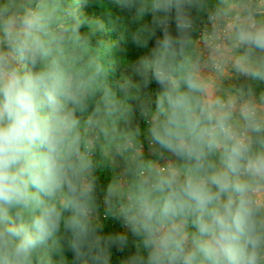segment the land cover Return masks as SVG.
<instances>
[{
    "label": "clouds",
    "instance_id": "clouds-1",
    "mask_svg": "<svg viewBox=\"0 0 264 264\" xmlns=\"http://www.w3.org/2000/svg\"><path fill=\"white\" fill-rule=\"evenodd\" d=\"M198 2L151 0L145 9L162 35L140 61L145 86H159L154 107L141 105L140 115L150 150L171 162L150 164L138 196L118 213L138 238L127 264H264V114L241 92L237 126V97L212 98L196 67L180 77L172 71ZM58 11L47 0H0V264H52L55 251L71 252L73 264H110L111 250L129 243L128 232L103 234L96 220L95 163L77 116L90 89L62 59L63 46L82 39V25L56 24ZM235 39L245 49L235 71L264 81V56L252 59L264 54V21L249 14ZM101 74L96 68L87 84ZM110 92L103 111L112 116ZM100 112L85 123L98 127ZM117 191L109 185L107 204Z\"/></svg>",
    "mask_w": 264,
    "mask_h": 264
},
{
    "label": "trees",
    "instance_id": "trees-1",
    "mask_svg": "<svg viewBox=\"0 0 264 264\" xmlns=\"http://www.w3.org/2000/svg\"><path fill=\"white\" fill-rule=\"evenodd\" d=\"M47 2L59 5L55 16L56 24L78 21L82 25L79 29L82 39H70L63 46L62 59L64 68L90 89L87 91V110L77 113V116L81 120V135L85 144L91 148L95 163L97 215L98 220H101L97 222L102 225L103 234L128 232L117 218L118 213L131 199L138 196L141 187L140 173H146L154 159L145 152L134 154L138 144L145 143L147 146L148 143V120L141 117L140 106L154 107L159 91V86L154 82L145 86L138 75L140 61L151 58L155 41L162 35L153 22L154 17L145 10L150 6L151 0H128L129 7L122 6V0ZM245 5L246 0H199L197 7L192 10L193 28L189 42L183 55L177 54L171 62L172 71L177 77L200 61L195 48L198 26L205 25L210 15L233 16L235 14H230L228 10L231 6H236L242 10L235 12L236 16L246 18L251 14L254 21H264V11L252 13ZM172 31L175 33L174 27ZM232 43L233 55L243 57L244 47L236 39ZM262 56L264 54L257 52L252 59L255 61ZM96 68H100L102 74L95 83L88 85V77ZM106 88L111 90L110 99L116 105V114L112 116L103 111ZM229 89L231 88H227ZM231 91L237 96L242 92L245 100L256 106H264L260 99L264 94V81L243 76L235 90ZM97 107L101 109L97 117L100 124L98 127H89L85 122ZM117 146H126V150L117 153ZM105 151L108 155L104 156ZM140 163L143 168L138 169L137 165ZM120 172L123 173L125 185L117 191L109 205L106 203V191L109 185L116 187ZM109 207L111 212L108 211ZM127 234L128 246L123 251L112 249L110 264H127L128 258L136 254L138 238L133 237L130 232ZM56 247L63 248V243L58 242ZM141 251L146 256V252ZM51 260L52 264H73L72 253L66 251H55L51 254Z\"/></svg>",
    "mask_w": 264,
    "mask_h": 264
},
{
    "label": "rangeland",
    "instance_id": "rangeland-1",
    "mask_svg": "<svg viewBox=\"0 0 264 264\" xmlns=\"http://www.w3.org/2000/svg\"><path fill=\"white\" fill-rule=\"evenodd\" d=\"M24 2H26V0H24ZM231 7L233 8L234 6H231ZM253 11H252V13H256L259 10L253 9ZM230 14H232V13L230 12ZM251 16H253V15H251ZM219 17L222 19H228L229 21L233 22V24H234L233 34L230 36L228 47H227V50H229V53L223 52L221 55H218L217 61H223L222 66L219 70H213L212 67L210 66V60H208L207 62H204L201 58H200V61L196 62L193 65V67H196L198 69L200 77L202 78L204 83L208 86L209 91L212 94V98H222V99L226 100L229 97H237V107L234 110L235 111V117H236L234 120V123L237 126H239L243 123L239 117L240 100L238 99L239 96H237L231 90H235V87L237 86V84L239 83V81L241 80L243 75L237 73L233 67L234 62L236 59H238V57L233 55V52H232L233 46L231 47V45L234 44V43H232V42H234V39H235L234 30L236 28V25L238 24V21L241 22L245 18L238 17V16H236V17L235 16H219ZM195 48H196L197 52H200V46L197 45L196 41H195ZM227 88H231V89L227 90ZM256 107L261 114H264V106L263 105L256 106ZM88 143H90L89 140H88ZM141 152H145L149 156L153 157L154 159H153L152 164H155L156 166H163L165 163L171 162L170 157L166 156L165 158L162 159V158L156 156L153 153V151L150 150L149 142L147 143V146L145 145V143L144 144H138L136 146V148L134 149V154L138 155ZM105 155H108V152L105 151L104 156ZM154 156H156V157H154ZM110 158H113V157L111 156ZM140 178L142 179V176H140ZM124 185H125V179H124L123 173L120 172L118 179H117L116 188L118 190H120L121 188L124 187ZM125 199L128 200L127 197H125ZM98 217L99 216L97 215L96 220L101 221V220H98Z\"/></svg>",
    "mask_w": 264,
    "mask_h": 264
},
{
    "label": "built area",
    "instance_id": "built-area-1",
    "mask_svg": "<svg viewBox=\"0 0 264 264\" xmlns=\"http://www.w3.org/2000/svg\"><path fill=\"white\" fill-rule=\"evenodd\" d=\"M245 6L251 11L253 9L264 11V0H246ZM221 19L217 15H210L205 25L198 26L196 37V43L200 46V52H198L200 58L204 62L210 60V66L213 70H217L213 67V61H217L218 55L226 50L234 29L233 22L228 19ZM143 174L145 173L141 172L140 176Z\"/></svg>",
    "mask_w": 264,
    "mask_h": 264
},
{
    "label": "crops",
    "instance_id": "crops-1",
    "mask_svg": "<svg viewBox=\"0 0 264 264\" xmlns=\"http://www.w3.org/2000/svg\"><path fill=\"white\" fill-rule=\"evenodd\" d=\"M228 11L231 12V13H234L235 15H233V16L236 17V13L235 12H241L242 10H241V8H238V7L234 6L233 8L230 7V9ZM224 53H229V50H227V48H226V50L224 51Z\"/></svg>",
    "mask_w": 264,
    "mask_h": 264
}]
</instances>
